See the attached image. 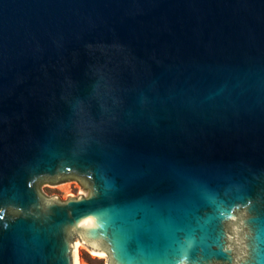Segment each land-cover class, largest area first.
<instances>
[{"label": "water", "instance_id": "obj_1", "mask_svg": "<svg viewBox=\"0 0 264 264\" xmlns=\"http://www.w3.org/2000/svg\"><path fill=\"white\" fill-rule=\"evenodd\" d=\"M74 236L264 264V0H0V264H75Z\"/></svg>", "mask_w": 264, "mask_h": 264}, {"label": "rangeland", "instance_id": "obj_2", "mask_svg": "<svg viewBox=\"0 0 264 264\" xmlns=\"http://www.w3.org/2000/svg\"><path fill=\"white\" fill-rule=\"evenodd\" d=\"M40 189L46 196H58L61 200H66L69 196H88L90 194L89 187L84 188L81 182L75 178L59 181L55 184L44 182L41 184ZM77 242L80 243L78 254L81 264H107L105 253L74 236L75 247Z\"/></svg>", "mask_w": 264, "mask_h": 264}, {"label": "bare ground", "instance_id": "obj_3", "mask_svg": "<svg viewBox=\"0 0 264 264\" xmlns=\"http://www.w3.org/2000/svg\"><path fill=\"white\" fill-rule=\"evenodd\" d=\"M80 246V243L77 242L76 247L74 245V258H75V264H81L79 254H78V248Z\"/></svg>", "mask_w": 264, "mask_h": 264}]
</instances>
